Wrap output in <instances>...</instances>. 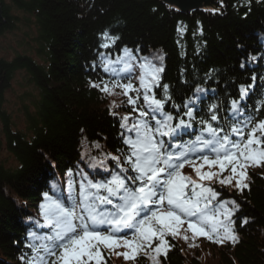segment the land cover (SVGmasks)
I'll use <instances>...</instances> for the list:
<instances>
[{"label":"trees","instance_id":"1","mask_svg":"<svg viewBox=\"0 0 264 264\" xmlns=\"http://www.w3.org/2000/svg\"><path fill=\"white\" fill-rule=\"evenodd\" d=\"M12 2L35 18L38 57L0 55V144L15 162L0 163V264H264V0H212L189 12L163 0ZM0 6L1 36L16 24L9 6ZM102 44L108 53L162 49L163 69L150 91L161 111L147 104L133 76L110 80L119 64L101 63ZM18 71L38 90L24 111L26 131L13 130L2 108ZM235 104L232 115H246L247 135L261 143L255 158L234 159L241 155L230 151L226 164L228 153L216 155L221 136L190 152L196 139L187 136L209 135L195 123ZM142 140L157 143L150 149L155 166L151 156L142 155L143 165L135 155ZM82 182L102 191L93 207L96 219L103 208L108 224L92 231L103 235V248L81 243L83 229L74 223L61 225L72 211L61 194L79 193ZM55 195L60 204L42 217ZM226 199L233 212L221 240L189 223L202 210L195 206L190 216L182 206L203 201L215 204L203 207L215 214ZM125 209L130 220L115 224ZM37 228L36 237L44 231L42 240L51 238L39 258L28 245ZM115 228L125 230L106 232Z\"/></svg>","mask_w":264,"mask_h":264},{"label":"rangeland","instance_id":"2","mask_svg":"<svg viewBox=\"0 0 264 264\" xmlns=\"http://www.w3.org/2000/svg\"><path fill=\"white\" fill-rule=\"evenodd\" d=\"M5 4L9 6V11L15 16L16 28L10 32L5 33L0 36V55L6 58H12L17 53L19 54H28L33 57L37 56V46L38 42L35 39L37 36V31L35 27V18L28 12L19 9L12 0H3ZM108 52L105 50L99 51V59L105 65H112L117 63L121 65V68L125 73L131 72L136 83L137 88L142 90L143 97L145 98L148 105L151 108H154L156 105V100L153 98V95L150 93L153 86L157 84L158 76L163 69L164 63V53L161 48L152 49L150 52H141L140 49L133 50L132 48H123L116 57H109ZM114 68V67H113ZM38 90L32 82H30L28 75L24 71H18L11 82L10 89L5 93L4 103L2 108L9 115L10 126L13 130L20 129L26 131V108L32 110L33 99L38 97ZM145 143V140L142 142ZM259 148V147H258ZM147 146H143L141 150L137 151L139 158L143 161L142 155H149L148 161L150 159V154L146 151ZM255 158L256 154L251 155ZM0 163L7 166H12L15 164L13 158L9 156L6 145L4 141L0 144ZM143 165L146 163L143 161ZM236 169H232L234 171ZM209 172V170H206ZM71 190V187L68 186ZM69 192H66V196ZM58 202L57 196H54L53 200L49 205H46L42 208L40 214L42 217H47L53 211V207ZM231 200H223L219 203L217 208L219 222L214 224H208V229L203 230L201 233L207 236L208 233H212L217 237V240H221L222 235H224L226 229L223 224L227 226L226 222H230V217L233 212V207L230 206ZM203 206L213 207L215 204L201 202ZM184 208H190L188 211L189 214L193 213L194 207L192 202L188 204L183 203ZM60 210L55 215V217L60 216ZM224 220L226 222H224ZM209 220H205L208 222ZM193 222L196 220L193 219ZM224 222V223H223ZM162 223L166 225L164 220ZM220 230V231H219ZM221 232V233H220ZM85 240H82L81 243H85ZM80 242H77L75 247H78Z\"/></svg>","mask_w":264,"mask_h":264},{"label":"water","instance_id":"3","mask_svg":"<svg viewBox=\"0 0 264 264\" xmlns=\"http://www.w3.org/2000/svg\"><path fill=\"white\" fill-rule=\"evenodd\" d=\"M212 0H163V2L170 4L182 12H189L191 10L202 8L208 5ZM1 17V6H0Z\"/></svg>","mask_w":264,"mask_h":264}]
</instances>
